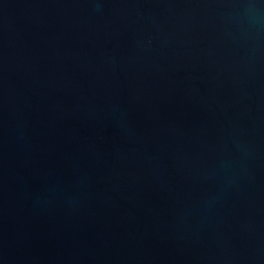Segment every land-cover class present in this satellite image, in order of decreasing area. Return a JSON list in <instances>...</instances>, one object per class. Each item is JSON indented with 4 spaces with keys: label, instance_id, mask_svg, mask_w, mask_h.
<instances>
[{
    "label": "water",
    "instance_id": "obj_1",
    "mask_svg": "<svg viewBox=\"0 0 264 264\" xmlns=\"http://www.w3.org/2000/svg\"><path fill=\"white\" fill-rule=\"evenodd\" d=\"M0 264H264V0H0Z\"/></svg>",
    "mask_w": 264,
    "mask_h": 264
}]
</instances>
